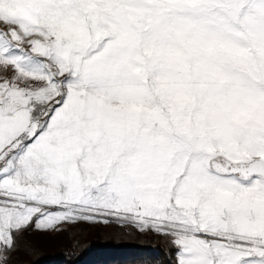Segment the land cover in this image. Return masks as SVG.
Here are the masks:
<instances>
[{
  "label": "snow or ice",
  "instance_id": "6c2138e0",
  "mask_svg": "<svg viewBox=\"0 0 264 264\" xmlns=\"http://www.w3.org/2000/svg\"><path fill=\"white\" fill-rule=\"evenodd\" d=\"M80 223L264 264V0H0V264Z\"/></svg>",
  "mask_w": 264,
  "mask_h": 264
},
{
  "label": "trees",
  "instance_id": "16d2710c",
  "mask_svg": "<svg viewBox=\"0 0 264 264\" xmlns=\"http://www.w3.org/2000/svg\"><path fill=\"white\" fill-rule=\"evenodd\" d=\"M63 228L22 233V243L8 254V264H165L168 259L167 243L153 233L144 236L110 223Z\"/></svg>",
  "mask_w": 264,
  "mask_h": 264
},
{
  "label": "rangeland",
  "instance_id": "374dc122",
  "mask_svg": "<svg viewBox=\"0 0 264 264\" xmlns=\"http://www.w3.org/2000/svg\"><path fill=\"white\" fill-rule=\"evenodd\" d=\"M110 224H115V225H117L119 228H126V227H121V226H119L118 224H116V223H110ZM91 225H94L95 226V224H91ZM107 226H108V224H107ZM133 229V228H132ZM136 230V229H135ZM137 231V230H136ZM135 233V232H134ZM138 233H140L139 231H138ZM140 234H142V235H144L145 236V234H149V233H140ZM164 240V239H163ZM165 241V240H164ZM165 244L167 243L166 241L164 242ZM163 243V244H164ZM130 257H131V255H130Z\"/></svg>",
  "mask_w": 264,
  "mask_h": 264
}]
</instances>
